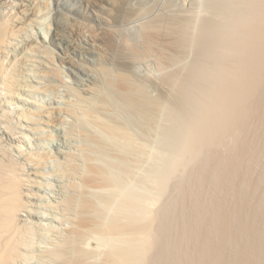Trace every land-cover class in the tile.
I'll return each mask as SVG.
<instances>
[{
    "label": "rangeland",
    "instance_id": "rangeland-1",
    "mask_svg": "<svg viewBox=\"0 0 264 264\" xmlns=\"http://www.w3.org/2000/svg\"><path fill=\"white\" fill-rule=\"evenodd\" d=\"M3 1L0 9V19L6 20V18L8 19V17L13 14V10L10 9V7L13 6L11 3H16L18 0ZM40 1L42 2V0ZM43 1L51 5V7L49 6L51 11L49 9H44V14L42 13L43 16L41 15L40 17L41 22H44L43 28L41 27L38 30L30 26L26 27L27 30L25 29L23 33H21V31L16 38H11V41L9 40L10 45L8 44L9 46H5V50L0 52V56L2 54L3 59L6 54H9L8 56L10 58L11 52V55H13V53L19 55L17 56L19 62L17 61V64L13 66H10V64L8 65L10 59L7 58V55L5 61L9 60L8 63L1 57L5 62V64L3 63L4 70H2L4 73L1 75H6L1 77L0 83L3 86L0 85V159L6 157V159L12 158V161L14 160L16 163L19 161L17 164L20 163L19 167H23L19 172L26 178L25 189L37 195H41L39 198H37L38 196L35 194L32 195L33 197H26L25 200L28 198L32 203V205H28V208L30 207L33 209L36 207V204L39 205L41 203H48L49 201L52 202L55 199V201L62 203L67 197L72 195L75 196V194L78 195V192L80 193L81 191V187H76L73 190V187L69 185H71L72 182L73 185H78V183L81 184L79 177L84 174V170L87 168L85 166L88 165L87 163L91 159V163H93V161H95L94 163L97 162L96 164H101L102 162L101 165L109 163L107 166L113 167V163H117V161H121L122 158L125 157V186L142 199V206L146 214L150 213L151 215L157 216L155 217L156 219L154 218L155 221L153 220L151 225L154 235L159 231L157 236L155 235V239L157 240L154 241V245L156 244L157 247L155 246L154 249L151 248L152 250H150L147 255H144L145 257L142 258L143 262L145 260L144 263L233 264V261H238L239 264H242L243 261L240 259L244 260V262L247 261L245 258L243 259L244 255L242 256V254H246L245 257L251 254L249 258L255 259L256 262V260H258L256 259L258 258L257 253L259 252L256 250L258 248L257 246L264 240V238H262V236L264 237V235H262V233H264V222L261 224L263 220L262 213H264V88L262 90L260 89L262 94L261 92L255 94H259L257 98L251 99L252 101H246L245 111L248 113L246 114V112H243L244 114H242L241 118L244 119L240 118V121L238 120V125H233H236V127H228L229 129L226 128L221 130V133L216 132V135L214 134L215 140L213 139L205 143V146L203 145V149L197 157L190 161H184L181 156L174 153L175 151L173 148H170L171 146L169 147L166 145L169 143L165 142L166 137L159 124H154L153 122L149 123L142 116H139L138 113L134 112L131 107L128 106L129 104L126 105V103L121 102V99L116 97L117 94L114 92L115 89L113 87L114 83L115 86L119 84L120 72H122L123 74L126 73V75L131 78L130 81L136 84L140 83L139 85L143 88V92L141 93L143 95L145 94L146 97L170 99L175 92L171 90L166 79L169 75L171 76V74L177 73L182 68L193 64L195 59H197L196 41L193 40H197L196 34H198L197 31H199V24L201 25L203 20H207V18H209L208 20H219V22H222L223 19H229L223 18L221 20V15L224 12L220 15L219 10L214 8V6L216 7V4L219 5L218 3L221 1L214 4L216 0H96V5L90 8L86 6V0ZM221 3L224 5L227 2L226 0H222ZM228 8V12L227 10L225 12L226 15L230 13L229 10L232 7L229 6ZM223 17L226 16L224 15ZM57 22L59 25L60 23L62 24L60 28L62 27L61 31L63 35H65L67 39L76 42L78 45V47H76L78 52L75 54L73 52L70 53L73 59L72 64L55 60V64L60 70L58 72L59 75L53 76L54 78L47 77V79L45 78L42 80L39 75L42 72V68L39 66L42 65L41 67H43L44 63V58L40 55L42 53L39 54L38 50H34V52L36 51L38 53L30 51V53L32 52L34 55L32 53L31 55L29 53L27 54V52L23 50L25 48L24 42L26 43L31 39L34 40V33H36V31L39 33L49 32L46 26L55 27ZM176 22L179 24L181 22L182 24H178V28L187 24L185 26L186 31L189 30L188 33L191 34H188L189 40L187 45L185 43V45L180 46L178 43H175L177 40L173 41V37L177 39ZM224 23H226V21ZM78 27L82 29L80 36L71 37L72 29H78ZM172 34L175 35L173 36ZM153 35L155 36L154 38H156L155 40L152 38ZM148 37L150 39H148ZM152 39L153 41L151 43ZM37 40L40 42L38 36ZM172 42L174 44H170ZM147 44L150 47H148ZM48 46L56 52H59V49L55 45L48 44ZM176 46H179L178 50ZM179 48L186 50H180ZM6 50L9 52H5ZM25 53L28 57H26ZM39 56L40 59L43 60L42 63L40 59L38 60ZM34 59L36 60L34 61ZM20 60H22V62ZM37 60L39 63L36 62ZM8 66L9 69H7ZM117 75H119V80ZM262 75L264 80V73ZM9 76L13 77L10 78ZM3 77H7L6 79L9 78V82L12 79L10 85H14V88L11 86V89L14 91L11 89L9 90V82H7L9 86L6 85V87L5 84L3 85ZM15 80L16 85L18 82L17 86L14 84ZM36 80L42 81V84L40 83L39 85ZM21 82L22 85L20 84ZM26 83H35L36 86L51 84L53 90L46 95L39 92L36 93V91L35 94L34 92H27L28 94H26V92L17 89V87L20 85L23 86V84L26 85ZM54 88H56V90ZM19 97L28 100L35 99L34 101L40 103V105H46L45 107H51L52 105L64 106L61 102L67 100L70 103L69 107L72 108L73 111L74 109L76 111L73 115L72 113L63 112L61 115L62 118L64 117L63 119L61 118L63 122L58 123L57 129L48 127L43 128V126L40 125L43 130H39V133L36 132L38 130L34 129L36 128L35 124L37 122L33 120L34 117L30 119V121L33 120L32 122L35 123L20 119L23 116L20 114L22 108L28 110L30 108L34 109V107L32 104L24 103V100ZM173 98L174 97H171V99ZM55 100H58L57 103ZM19 109L21 112L18 111ZM86 109L92 112L97 110L98 112L95 113H99L100 115L98 114V116L104 118L107 114L106 117L111 120L116 118V121L124 124L125 132L128 133L127 137L130 136V139L125 138L124 155L121 149L124 142L122 140L119 142L116 138L106 134L105 131L103 132L102 130L104 129H102L101 125L97 126V124H99L98 121L103 118L97 116V121L91 117L88 118L89 116L86 114ZM92 109H94V111ZM80 112L82 116L85 114L87 117L83 118ZM74 114L76 115L74 116ZM19 115L21 117H19ZM90 120H92V122ZM93 122L98 123L94 124ZM30 126H32L33 131L30 129ZM99 126L101 128H98ZM45 128L46 130L48 129L46 132ZM84 130L89 131L88 133L91 134L93 132L92 135L98 136L102 139V142L105 141L104 144L106 143L108 150H110H107L105 154L104 152H100L98 148H95L96 146L94 147V145L93 148L91 146L92 144L86 141V138L84 140ZM47 132H51L53 137H47ZM22 133L27 137L25 138V142L14 141L12 139V137L18 136L19 134L23 135ZM42 134H44L45 138ZM52 134L50 135L52 136ZM114 140L123 145L121 146ZM109 141L110 143H108ZM112 141L116 143V147H119H110L114 146V142ZM18 146H21L20 151L23 149L22 152L19 151ZM139 149H145L143 155H141L142 153L140 155L137 153ZM39 150L51 151L50 153H53V155L58 153L57 156L55 155L56 158L52 157L53 159L50 158L51 161L48 159L47 163L44 162L45 164H41L39 169L44 173L46 172V176L41 170L39 171L44 176L35 175L33 172L34 169L31 166L32 164L27 163L29 161L25 159V155L28 151L33 152ZM136 154L139 156L136 157ZM67 158H69V161H67ZM151 158H154V160ZM24 160L27 162H24ZM86 160L88 162H86ZM152 161L155 162V166L174 162L175 168L173 173L168 176V178L165 177V173L157 175L151 170L150 165ZM72 164H75V167ZM64 166L65 168H63ZM24 168H26V170ZM75 168L76 174L73 173ZM69 169L72 172L69 171ZM162 179H164V181ZM37 181H39V184ZM40 183L44 185L41 186L42 188L37 186L40 185ZM33 204H35L34 207ZM57 207L62 211L57 208L55 211L53 210V213H50L52 211L48 210V212L45 209L41 210L38 207L34 208L36 211H38V209L44 211L47 218H42L39 222L34 219L36 223H41L42 225H40V228L39 226H34L31 231L32 234L30 235L32 236H29V239L32 240L33 243L30 248L32 249V252H30L32 257L28 259L25 264H38L37 256L40 254L39 252L41 249H61V247H63L61 242H63L67 229L71 226V222H73V216L65 210L63 203ZM24 212L25 211H22L23 214ZM56 216H58L57 220H55ZM20 217L25 218L24 215ZM214 225L216 227H214ZM257 231L262 235L258 236V238L261 237L262 240H259L257 236L254 235H258ZM248 236H251V238ZM252 238H257L258 240L256 241V239L253 240ZM250 240L252 241L250 242ZM249 243L251 244L250 246ZM244 245L245 248L243 249ZM259 256L261 257V255ZM259 260L258 263H261L262 261ZM247 262L249 263L250 260ZM236 264L238 263L236 262Z\"/></svg>",
    "mask_w": 264,
    "mask_h": 264
},
{
    "label": "bare ground",
    "instance_id": "bare-ground-1",
    "mask_svg": "<svg viewBox=\"0 0 264 264\" xmlns=\"http://www.w3.org/2000/svg\"><path fill=\"white\" fill-rule=\"evenodd\" d=\"M107 1H111V0H107ZM219 1L222 2V0H216L214 4H216V2H219ZM3 2H4L3 0H0V9L2 7ZM45 2L43 0L42 2L40 0H18L16 3H11L13 6L10 7V9L13 10V14L10 15L8 19L6 18V20L0 19V52H3L5 50V46L10 45L11 38L12 39L16 38V36L19 35L21 31H22L21 33H23L26 27L30 26L32 28H36L39 30L43 26L44 22L43 23L41 22L40 17L43 11L51 7L50 4L45 3ZM85 2L88 8L94 7L96 5V0H86ZM221 2L218 3L219 5L216 4V7L214 5L213 6L214 8H217V10H219L220 15L224 12L221 15L222 17L221 20L223 18H229V19L228 20L223 19V21L225 20L226 23H224L225 21L224 22L222 21L223 22L222 23V22H219V20L218 21L208 20L209 18H207V20L204 19L202 24L201 25L199 24L200 26L199 31H197L198 34H196L197 40L195 39L193 40V41H196L197 59H195V62H193V64H190L189 66H186L182 68L181 70L179 69L180 70L179 72L173 73L171 74V76L169 75L168 78L166 79V81L169 83L167 84L170 85L171 90L175 92V94L171 96V97H174L173 99H171V97L170 99L160 98L159 96H158L159 98H156V97L149 98L148 96L147 98L145 94L143 95L141 93L143 92L142 91L143 88L139 85L140 83L136 84L135 82L130 81L131 78L128 77L126 73L123 74L122 72H120V81L118 82L119 84L116 83L118 85L115 86V83H114V86H113L115 89L114 92L117 94L116 97H119L121 99L120 100L121 102L126 103V105L129 104L128 106H130L134 112L138 113L139 116H142L149 123L153 122L154 124L155 123L159 124L160 128L162 129L166 137L165 142L170 144V145L169 144H166V145H168L169 147L171 146L170 148H173V150L175 151L173 152L181 156L182 160L184 161H190V160H193L195 157H197L201 153L203 149L202 147L205 143L212 141L213 139L215 140L214 136L216 135V132L221 133L220 131L223 129H226L228 127H231V128L236 127V125L235 126L233 125L234 124L238 125L242 114H244L243 112H246L245 104L251 99L253 100V98H257L259 94L258 95H255V94H257L258 92L260 93L261 90L264 88V80L262 77L263 76L262 74L264 73V40H263L264 38L263 37L264 36V0H226L227 3L224 5ZM229 6L232 7L231 8L232 10L231 9L229 10L230 13H228L229 15L228 17V15H226L225 12L226 10L228 12ZM224 15L226 17H223ZM175 24L177 25L176 26L174 25V26L177 27L181 24V22L180 24L177 22ZM55 25H56L55 27H50L49 25L46 26V28L48 27V31H49L47 33L46 32L39 33L36 31V33H34L35 35L34 40L31 39V40H28V42L26 43L24 42L25 48L23 47L24 48L23 50H25L27 54L29 53L31 55L32 52L35 53L37 50L39 54L42 53L40 55H42L41 57L44 58L43 67H41L42 65L41 66L37 65L40 68H42L41 70L42 72L40 73L39 71L40 79L42 80L45 78L47 79V77L54 78L53 76L59 75L58 72L60 70L55 64V60H59L60 62H65V63L67 62L69 64H72L73 59L70 53L73 52L75 54L78 52L76 48L78 47V45L76 44V42L73 40L67 39L65 35H63L61 31L62 27L60 28V25L62 24L60 23L59 25V23L57 22V24ZM186 25L187 24L179 28L177 27V30L172 29V30L177 31V34L175 32L177 39L173 37V41L177 40V42L175 43H178L180 46L185 45V43L187 45L188 40H189L188 34L190 33H188L189 30L186 31V28H185ZM74 28H77V27H74ZM81 31L82 29H79V27L78 29H74V30L72 29L71 37L74 38L75 36L76 37L80 36ZM175 34H172V35L174 36ZM37 36L38 38H40V42L37 40ZM154 37L155 36L153 35L152 38ZM148 39L150 38L148 37ZM155 39L156 38H154V40ZM152 41L153 39L151 40V43ZM48 44L55 45L59 49V52H56L51 47L49 48ZM170 44H174V43L172 42ZM148 47L150 46L148 45ZM176 47L178 50L179 46H176ZM176 47H172V48H176ZM179 49L182 50L183 48L182 49L179 48ZM34 50L36 51L34 52ZM30 51L32 52L30 53ZM5 52H7V50ZM11 53H10V58L8 56L9 54L8 55L6 54L7 58L10 59V63H8L9 60L5 61L6 55L3 59V56L1 54L0 59L2 57V59L6 63H8V65L10 64V66H13L17 64L16 62L19 60L17 59V56L19 55L16 53L15 54L13 53V55H11ZM27 54H26V57H28ZM2 59L0 60V83H1V77L6 75V74L1 75L2 73H4L2 71L4 70L3 63L5 64V62ZM39 59H40V56L38 60ZM35 60L36 59H34V61ZM38 60L36 62H38ZM20 61L22 62V60ZM42 61L43 60L40 59L41 63ZM7 69H9V66ZM117 76L119 80V75ZM7 77H3L2 83L3 85L5 84V86L8 85L7 82H9L10 80L9 78L6 79ZM11 81L9 82V85L10 83H12ZM36 82H38L40 85L42 81L36 80ZM14 84L16 85V80ZM20 84L22 85V82ZM24 84L23 86L20 85L19 87H17V89H20L23 92H26V94H28L27 92H34L35 94V91H36V93L39 92V93L47 95L48 92H52L53 90L51 84L50 85L44 84L42 86H36L35 83L34 84L26 83V85ZM0 85L2 86V84ZM17 85H18V82H17ZM11 86L12 85L9 86L10 88L8 87L9 90L11 89ZM13 86L12 88H14ZM54 89L56 90V88ZM19 98L23 99L24 103L32 104V106L34 107V109L32 108L33 110L31 108L28 110L27 109L25 110L22 108L23 109V110L21 109L22 112L20 111V109L18 111H20L21 112L20 114L23 115L22 117L19 115V117H21L20 119L29 121L30 123L33 120L37 121V122L35 121L36 128H34L35 130H38L36 132H39V130H43L44 127L57 129L58 123L63 122L61 121V118H62L61 115L63 114V112H68L69 114L72 113L73 115V113H75L76 111L75 109L73 111L72 108L69 107L70 103L67 100H63L62 102L59 100L61 104H64V106L63 105L59 106L58 104H57L58 106H53L51 104L52 105V106L50 105L51 107H45L46 105L45 106L40 105V103L34 101L35 99L28 100L22 97H19ZM55 101L57 103L58 100H55ZM88 110L86 111V114L89 116L88 118L91 117L93 119H96L99 113L96 114L95 112H98V111L95 110V112H92L91 110L89 111ZM92 110L94 111V109ZM247 113L248 112H246V114ZM75 115L76 114H74V116ZM81 116H82V113H81ZM82 117L86 118L87 116L84 114ZM100 118H103V117L101 116ZM104 118L98 121L99 124H97V126L101 125L102 129H104L102 130L103 132L105 131L106 134H109L110 136L116 138L117 140H119V142H121L120 140L124 142V143L122 142L124 144L123 145V144L118 143L116 140H114L121 146L123 145L122 148L121 146L120 148L123 150L121 151H122V154L124 155L125 138L130 139V136L127 137L128 133L125 132L124 124L116 121L115 117H114L115 118L114 120L113 119L111 120L108 117H106L105 119ZM30 119H33V120L30 121ZM241 119H244V118H241ZM90 121L92 122V120ZM35 122H32V123H35ZM98 122H93V123L95 124ZM40 125H42L43 128ZM30 127H31L30 129H32L33 131L32 126ZM101 127L99 126L98 128H101ZM47 130L45 128V132ZM85 132L84 133L82 132L84 134L83 135L84 140L86 138L87 139L86 141L90 142L92 144L91 145L92 147L93 145L94 147L96 146L95 148H98L100 152L102 153L107 152L108 146L106 145V143L104 144L105 141L102 142V139H100L98 136L92 135L93 132L92 134L88 133L89 131H85ZM47 133H46L47 137H51V138L53 137V134L51 132H47ZM22 134L23 135L19 134L18 136H14L12 137V139L14 141L17 140L20 142L21 141L25 142V138L27 137L26 135H24V133ZM50 134H52V136ZM42 135L44 137V134ZM108 143H110V141ZM115 145L116 143L114 142V146H110V147L114 148L116 147ZM20 147L21 146H18L19 151H20ZM118 147L119 146H117L116 148ZM22 150L20 152H22ZM144 151L145 149L144 150L139 149L137 153L139 155L142 153L141 155H143ZM50 152H48V150L46 151L39 150V151H33V152L28 151V153H26L25 155V159L29 162L25 160L24 162L32 164L31 166L34 169L33 172L35 175L44 176L39 171L41 170L39 169L41 164H45L44 162L47 163L48 159L51 161L50 158L55 157V155L57 156L58 154L57 153L53 155V153H50ZM139 155H137L136 157H138ZM120 156L122 158L121 154ZM61 157H64V156H61ZM69 158H67L68 159L67 161H69ZM124 158L125 157H123L121 161H117V163L111 162L113 163V167H108L107 165L109 163L106 165L105 164L101 165L102 162L101 164H96L97 162L94 163L95 161H93V163L90 162L92 159L89 161L90 163L86 160V162H88L87 163L88 165L85 167L87 168H85L84 174L81 177H79L80 178L79 180H81V184L78 183V185L77 184L73 185V182L72 184L69 183L71 184L69 186H72L73 190L74 188L80 186L81 187V191L79 189L80 193L78 192V195L75 194V196L74 195L69 196L66 199H64L63 202L61 201L63 203L65 210L68 213H70V215L73 216L72 218L73 222H71L72 224H70L71 226L67 229V232L65 231L66 232L65 238L63 242H61L63 244V247H61L62 246L61 244L60 246L61 249H52V248L51 249L44 248L43 250L41 249V251L39 252L40 254H38L37 256L38 264H146L144 263L145 260L143 262L142 258L145 257L144 255H147V253H149L150 250H152L151 248L154 249V247L156 246V244L154 245V241L157 240L155 238L159 231L157 233L155 232L156 233L155 234L156 236H155L154 232L151 229V225H152L154 218L157 216L151 215L150 213L146 214L142 206V203H143L142 199L137 194H135L133 191H131L128 187L125 186V171L126 170H125V159ZM151 159L154 160V158H151ZM17 163L14 162V160L12 161V158L6 159L5 157L4 159L3 158L0 159V264H25L28 259H31L32 256L30 252H32L31 251L32 249L30 248H31V244L33 243H32V240L29 239V236H32L30 234H32L31 231L33 230L34 226L36 227L39 226L40 228L41 227L40 225H42L41 223H36L34 219H36L37 222H39V220H41L42 218H47L45 212L41 211L42 209L43 210L45 209L46 211L48 210L52 211L50 213H53V210L55 211V209L58 208L57 207L58 205H62V203L55 201L56 200L55 199L52 202L49 201L48 203H44V204H42L41 202H40L41 204L38 203L39 205L33 204V207L35 205L41 210L39 209L38 211L34 210V208L36 207H34L33 209L30 207L28 208V205L30 206L32 205V203L28 200V198L27 200H25V198L33 197L32 195L34 194L38 196L37 198H39V196L41 195L39 194L37 195L36 193H32V191L25 189L26 178L22 176L21 173L19 172L20 169L23 167H19L20 163L19 164ZM63 165H66V164H63ZM72 165L74 166L75 164H72ZM150 166H151V170L155 172L157 175L165 173V177L167 178L173 173L174 168H175L174 162H169L166 164L155 166V162L152 161ZM63 168H65V166ZM24 169L26 170V168ZM75 170L76 168L73 170L74 174H76ZM69 171L71 170L69 169ZM164 179L162 180L164 181ZM37 183L39 184V181H37ZM37 186L41 187L44 185L40 183V185H37ZM58 210H61V209L58 208ZM22 211H25L24 214L22 213ZM263 214L264 213H262L263 217L262 216L261 217L264 220ZM21 215H24L25 218H21L20 217ZM57 217L58 216H56L55 220H57ZM263 220L261 224L264 222ZM214 227L216 226L214 225ZM257 232H258V235L254 234L257 236V238L258 236L264 235V233H262L261 231L260 232L262 233V235L259 234V231ZM248 237L251 238V236H248ZM257 238H254V239H256L257 241L258 239L262 240V238L264 237L262 236V238L261 237H259L258 239ZM251 241L252 240H250V242ZM263 242L264 240L261 241L260 243L262 244ZM261 244H259V246H257L258 248L256 249L257 252L259 251L257 253L258 258L256 259L258 260L260 259L259 261H262L261 263H258V260H256L255 262V259H250L249 256L251 254L249 256L247 255L248 257H245L246 254L241 253L242 256L244 255L243 259L245 258V260L247 261L250 260L249 263L247 261L244 262V260L240 259V257L239 259L243 261L244 264L245 263L246 264H251V263H255V264L263 263L264 264V243L262 245ZM250 245L251 244L249 243V246ZM244 248H245V245L243 249ZM259 255H261V257ZM236 262L239 264L238 261ZM236 262L233 261V264L234 263L236 264Z\"/></svg>",
    "mask_w": 264,
    "mask_h": 264
}]
</instances>
